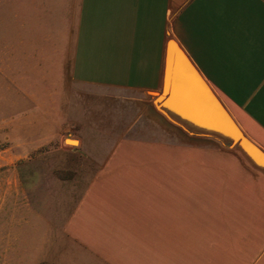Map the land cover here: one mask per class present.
Wrapping results in <instances>:
<instances>
[{"label":"rangeland","instance_id":"1","mask_svg":"<svg viewBox=\"0 0 264 264\" xmlns=\"http://www.w3.org/2000/svg\"><path fill=\"white\" fill-rule=\"evenodd\" d=\"M78 1L0 0V264H129L131 246L154 243L131 231L146 206L208 215L261 171L207 132L121 124L104 141L120 146L66 144L79 132L63 122L82 92L70 78Z\"/></svg>","mask_w":264,"mask_h":264},{"label":"crops","instance_id":"2","mask_svg":"<svg viewBox=\"0 0 264 264\" xmlns=\"http://www.w3.org/2000/svg\"><path fill=\"white\" fill-rule=\"evenodd\" d=\"M170 39L183 57L174 51L176 69L165 72ZM183 58L264 151V0H79L70 78L82 92L63 121L79 132L68 137L77 148L120 146L104 141L119 139L121 124L201 134L198 120L212 119L214 106L199 101L201 91L211 100L199 84L188 87L195 80ZM163 82L170 103L157 109ZM253 175L239 202L204 206L208 215L146 206L129 218L134 234L154 242L131 246L129 264H264V170Z\"/></svg>","mask_w":264,"mask_h":264},{"label":"water","instance_id":"3","mask_svg":"<svg viewBox=\"0 0 264 264\" xmlns=\"http://www.w3.org/2000/svg\"><path fill=\"white\" fill-rule=\"evenodd\" d=\"M174 51L182 56L180 51L176 48V44L170 39L167 43L165 52V72L174 71L176 69L175 65L172 63ZM183 59L187 74L192 75L195 80L189 82V84H187L188 87L196 89L197 91L199 90V84V86L202 87L203 91L207 92L211 97V100L206 99L203 92L201 91V98L199 101H201L202 104L211 103V107L212 104L214 106L212 119L206 120L201 118L198 120V122H200V124L205 128L202 129L201 132H207L212 135H219L228 138L233 144L238 147L242 155H244L252 164L260 168L261 170H264V151L256 146L253 141L246 137V135H244L235 120L228 113H226L219 99L212 96L210 89L198 76L193 66L189 64V62L185 58ZM167 92L168 96L166 99H164V94ZM170 94L171 89H168V85L166 84V82H163L160 95L156 96L154 99V104L156 105L157 109H160L161 106H167L170 103L168 102L170 99Z\"/></svg>","mask_w":264,"mask_h":264},{"label":"bare ground","instance_id":"4","mask_svg":"<svg viewBox=\"0 0 264 264\" xmlns=\"http://www.w3.org/2000/svg\"><path fill=\"white\" fill-rule=\"evenodd\" d=\"M204 79V78H203ZM66 144H76V142L67 141Z\"/></svg>","mask_w":264,"mask_h":264}]
</instances>
